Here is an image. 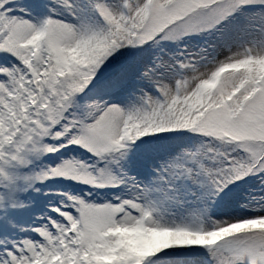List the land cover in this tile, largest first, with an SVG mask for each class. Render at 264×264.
Returning a JSON list of instances; mask_svg holds the SVG:
<instances>
[{
  "label": "snow or ice",
  "instance_id": "6c2138e0",
  "mask_svg": "<svg viewBox=\"0 0 264 264\" xmlns=\"http://www.w3.org/2000/svg\"><path fill=\"white\" fill-rule=\"evenodd\" d=\"M0 264H264V0H0Z\"/></svg>",
  "mask_w": 264,
  "mask_h": 264
}]
</instances>
